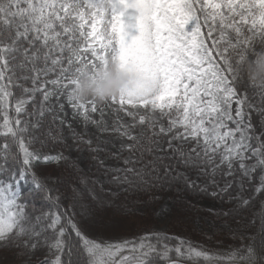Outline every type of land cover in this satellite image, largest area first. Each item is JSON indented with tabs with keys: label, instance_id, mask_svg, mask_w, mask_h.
Listing matches in <instances>:
<instances>
[{
	"label": "snow or ice",
	"instance_id": "obj_1",
	"mask_svg": "<svg viewBox=\"0 0 264 264\" xmlns=\"http://www.w3.org/2000/svg\"><path fill=\"white\" fill-rule=\"evenodd\" d=\"M110 59L135 89L73 99ZM262 64L264 0H0V264H264ZM156 193L232 205L182 203L241 243L222 255L158 230L111 242L117 201L149 207Z\"/></svg>",
	"mask_w": 264,
	"mask_h": 264
},
{
	"label": "rangeland",
	"instance_id": "obj_2",
	"mask_svg": "<svg viewBox=\"0 0 264 264\" xmlns=\"http://www.w3.org/2000/svg\"><path fill=\"white\" fill-rule=\"evenodd\" d=\"M136 35H138V33L133 31L130 33V38ZM104 110L106 112L107 119L109 123L111 124L112 119H113L112 108L108 105H105ZM66 111L68 112V116L66 117V120L72 123L76 131L83 132L84 131L83 122L80 121L79 119L77 120L72 119V115H71L72 110L71 108L67 107V104H66ZM120 115L123 118L124 122H129V118L124 117L123 113H121ZM61 127L63 128V133H64L65 138H68L70 135L69 129L66 126H61ZM88 130L90 132L96 133V130L91 125H89ZM96 134L100 135L99 133H96ZM53 135H56V132H53ZM101 138L102 139H112V137L108 135H101ZM68 143L69 144L72 143L71 139H68ZM117 143H119V141H117ZM80 147L84 148L85 146L81 145ZM113 151H115V149H113ZM65 154L68 155L67 152H65ZM71 155L75 157L77 153L73 151ZM125 155H128V153H125ZM83 156H84V161L82 163V167L85 169V171H87L91 167V164L87 159L88 153L84 152ZM108 163H113V161L109 160ZM54 169L55 168H53L52 166L51 167L48 166L47 168H42L41 174L43 176L45 175L52 176L55 173ZM87 174L88 176L93 177V178H95V175H96L92 171H87ZM105 189H107V185H105ZM96 191H97V194L99 195L103 194L100 192L99 186H97ZM63 192L65 191L63 190ZM156 195L162 196V199L158 203L152 204L149 207L130 203V206H128L127 208H121L118 212L110 211L109 213H107L109 217H114V219L115 218L118 219L116 217L117 215L120 217L122 216L125 219V220H119V221L115 219L118 226L114 230L110 231L108 235L113 236V235L121 234V233L127 234L131 230L129 228L128 223H131V224L135 223L136 228L134 229L133 239L141 235H144L152 230H158L167 235H171L174 237H179V238L191 241L195 245H201L203 246L204 249L208 251L212 250V248L209 247V244H210V242L208 241L209 237L210 238L226 237V238H230L233 240L239 239L238 237L234 238L231 235V233L228 231V229H225L223 231H216L212 228H209L206 224H203V223H201L198 226V221L205 220V211L203 212L201 211L199 213H195V212L192 213L190 211H185V213L187 214H184L183 212H181L182 215L177 214L175 212V211H178L176 210V205L178 201L181 202L179 204V207L181 210L188 209L187 207L182 206V203H183V204L195 205L205 210L211 207L217 210L227 211L226 204H215L211 200L198 199L194 196H189V195L177 196L174 193H165V194L156 193ZM128 198L133 199V197H130V196L127 197V200ZM163 207H166L168 212L166 215L161 216L160 209ZM138 213H142V214H138ZM233 227H235V225H233Z\"/></svg>",
	"mask_w": 264,
	"mask_h": 264
},
{
	"label": "clouds",
	"instance_id": "obj_3",
	"mask_svg": "<svg viewBox=\"0 0 264 264\" xmlns=\"http://www.w3.org/2000/svg\"><path fill=\"white\" fill-rule=\"evenodd\" d=\"M136 80L135 75L119 72L117 63L110 59L106 67H101L98 72L83 74L73 86L71 96L80 102L94 100L103 104L133 91ZM253 81L257 86L264 87V64L255 67Z\"/></svg>",
	"mask_w": 264,
	"mask_h": 264
},
{
	"label": "trees",
	"instance_id": "obj_4",
	"mask_svg": "<svg viewBox=\"0 0 264 264\" xmlns=\"http://www.w3.org/2000/svg\"><path fill=\"white\" fill-rule=\"evenodd\" d=\"M53 132H55V130H53ZM56 148H57V150H59L60 149V145L59 144H57L56 146H55ZM48 166H42L40 169H39V172H40V175L41 176H43L42 174H41V169L42 168H47ZM49 167H51V166H49ZM53 168H55L54 166H52ZM54 174L51 176L53 179L55 178V177H57V176H60L61 178H63L64 176H66L67 175V173H66V171L64 170V169H57L56 170V168L54 169ZM22 190H24V191H28V190H30V186H29V184L28 183H25V184H23L22 185ZM63 190L65 191V192H63ZM61 195H63V194H70V193H67V190L66 189H61V193H60ZM101 195H103V194H101ZM132 200L133 199H129L128 198V200L126 199L125 200V198L124 197H121L118 201H117V203H121V204H123V202H128L127 204H128V206H130V203L132 202ZM68 203V201H65V204H67ZM181 202L180 201H178L177 202V205H176V210H178V211H175L177 214H180V215H182V213L181 212H183L184 214H187V213H185V211H189L188 209H183V210H181L180 209V207H179V204H180ZM232 205H229V204H226V207H227V210L231 207ZM77 211H78V209H77ZM180 211V212H179ZM203 212V211H202ZM193 213V212H192ZM196 213V212H195ZM118 219H116V220H125L122 216L120 217V216H116ZM121 218V219H120ZM129 224V228L131 229L130 230V232L129 233H127V234H123V233H121V234H116V235H113V236H111L113 239H112V241L111 242H122L124 239H133L134 238V229L136 228V224L135 223H133V224H131V223H128ZM131 234H133V235H131ZM169 236H171V235H169ZM172 237H174V236H172ZM208 241L210 242V244H209V247H211L212 248V250L211 251H209V252H218V253H220V254H222V255H225V254H227V252L230 250V249H232V248H234V247H236V246H238L240 243H241V241L239 240V239H237V240H233V239H230V238H226V237H223V238H220V237H214V238H210V239H208ZM172 243L173 244H175L176 243V241H172ZM207 246H208V244H207Z\"/></svg>",
	"mask_w": 264,
	"mask_h": 264
}]
</instances>
